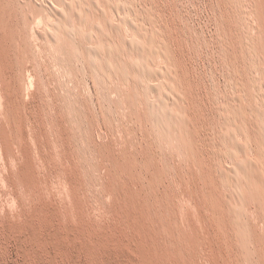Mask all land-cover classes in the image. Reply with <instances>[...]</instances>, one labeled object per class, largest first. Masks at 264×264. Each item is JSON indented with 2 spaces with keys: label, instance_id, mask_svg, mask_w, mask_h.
<instances>
[{
  "label": "rangeland",
  "instance_id": "1",
  "mask_svg": "<svg viewBox=\"0 0 264 264\" xmlns=\"http://www.w3.org/2000/svg\"><path fill=\"white\" fill-rule=\"evenodd\" d=\"M136 3L168 29L202 131H220L216 119L236 83H246L251 101H263L264 0ZM25 6L0 0V264H264L261 212L250 200L235 231L229 214L213 211L199 173H191L197 166L187 144L158 126L155 99L130 60L123 59L133 90L102 82L66 38L49 37L55 24L41 3ZM155 67L168 70L163 62ZM260 147L264 153V141ZM231 233L243 242L227 246Z\"/></svg>",
  "mask_w": 264,
  "mask_h": 264
},
{
  "label": "bare ground",
  "instance_id": "2",
  "mask_svg": "<svg viewBox=\"0 0 264 264\" xmlns=\"http://www.w3.org/2000/svg\"><path fill=\"white\" fill-rule=\"evenodd\" d=\"M56 1L57 2L53 4L50 1L49 3L46 2V0L45 1L22 0L23 4L26 5L25 6L26 8L28 7L27 5L31 6L30 8L31 10L33 7H35L34 5L36 3H39V5L41 3L42 8H39V9H43L44 11H47L49 13L48 15H50L49 17L52 18L51 21L53 20L52 22H54L55 24L54 30L53 29L51 30V28L48 29L49 31H53V32H50L51 34L50 36L49 35L48 36L53 41H58L61 37L66 38L68 42L75 49L81 52L93 64L92 67H94L95 72H96L95 73L96 75L94 77H98V76L101 78L102 76L104 77V79L102 78L103 79L102 82H105L106 84L116 83L118 84V86H126L129 89L133 90L134 88L131 85V83L134 80H133V77H131V74L126 70V65L123 59L125 57L128 60H130V66L133 67V72H135V75L139 77L141 87L149 88V92L151 96H153V98L155 99V101H153V104H152L153 109H152V106H151V109L154 111L155 119L157 121L158 126L164 129L168 134L171 131H174L175 132L174 135L179 139V142L182 143L184 141L187 144L189 151L191 153V156L195 162V165L197 166L191 170V173L192 174L199 173L203 181V186L201 187L202 197L209 203V205L212 207L215 213H218V212L227 213L231 216L229 225L232 227L233 230L234 229L235 231L240 230L242 227H244L243 220L248 218L247 214H245V207L250 200H252L255 203V205L257 206V209L261 212L260 219H263L264 217V153L261 150L260 144L264 141V99L263 101H251L250 99L251 95L247 89L245 82L244 84L243 83H236L235 85L231 84L232 86H234L232 91L235 92L236 95L235 97H232L233 95L230 96L231 98H234V99L231 101L227 100L228 103L224 106V108H222L219 115L217 114L218 117L216 116L217 117L216 121L219 123V125L218 123L216 125L220 127V131H217L216 133H214V131L212 132L211 130L202 131L201 127L197 123L198 121V119L196 118L197 116L190 106V101H188L189 93L187 94V90H186V80L180 74L174 52L170 46L168 35L164 31V29L166 31L168 29L162 28L161 24L159 23V20L154 15V11L152 8L146 9V8L137 6L139 2L135 4L136 0H56ZM35 13L33 12V14L32 13L31 14L34 15ZM231 14L232 13H230V15ZM110 15L117 17V19L119 20V23L118 24L112 23L110 21ZM242 17L244 16L242 15ZM235 24L237 27L243 28L244 31L246 30L244 28L243 18H239L238 20H235ZM35 25H36V22H35ZM262 31H264V29H262ZM262 31L261 33H263ZM43 32L46 33V31L44 30ZM127 33H130L131 35H133V38L134 37L135 38L133 40L127 39L126 38ZM243 33L241 32L240 35H242ZM248 35L249 34H247V36ZM260 38H258L259 41H260ZM253 39L255 40V38ZM254 40H252V42ZM250 41H251V38H250ZM253 43H255V41ZM248 45H249L248 42H247V45H245L244 43V49H243L244 52L247 50ZM250 47L248 49H250ZM254 47H260V46H255L254 44ZM255 55L257 56V54ZM226 58H227V54H226ZM249 60L251 61L252 59L249 58ZM161 62L167 65L168 70L166 69L164 71L165 69L164 68L163 71L162 70L158 71L156 69L155 65ZM99 65H101V67H99ZM234 67H232V69H234ZM252 68L254 67L252 66ZM228 71H231V69ZM97 80L95 78L93 82L97 83ZM232 86L230 87V89L232 88ZM254 92L257 93L256 91ZM257 99L259 100V98ZM260 99L262 100V98ZM215 108H217L216 105H215ZM216 111L218 112V110ZM205 126H207V124ZM133 167L135 168V166ZM134 173H136V171ZM157 178L159 177L157 176ZM141 182L143 181L141 180ZM147 186H149L148 182H147ZM160 201L161 202L164 201L163 198H161ZM133 202L134 201H132V203ZM153 205L155 206L154 203ZM161 208H163V206ZM169 224L170 223H168V225ZM259 224H260V221L257 220L255 224L253 225V227L251 226V231L257 232L260 227ZM234 233H231L232 235H225L227 238H229V240L226 243L227 246L232 241H236L238 243L243 242V238L236 234L233 235ZM208 244L210 243L208 242ZM210 253L208 252L209 255ZM206 258L208 259L209 257H206Z\"/></svg>",
  "mask_w": 264,
  "mask_h": 264
}]
</instances>
